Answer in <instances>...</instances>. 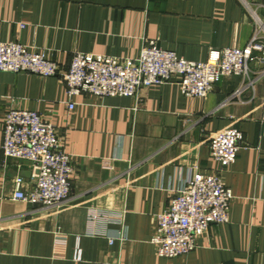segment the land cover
Masks as SVG:
<instances>
[{"label": "crops", "instance_id": "0c3cea01", "mask_svg": "<svg viewBox=\"0 0 264 264\" xmlns=\"http://www.w3.org/2000/svg\"><path fill=\"white\" fill-rule=\"evenodd\" d=\"M245 1L264 18V0ZM253 30L242 0H0V42L45 52L62 71L76 52L137 59L150 40L206 62L247 46ZM250 69L254 89L240 99H232L247 82L239 76L223 78L206 99L184 96L176 80L139 97L69 98L60 76L0 72V264H264V77L261 65ZM11 109L41 114L62 137L74 167L62 205L13 198L18 175L26 191L33 182L28 163L2 152ZM229 126L244 136L222 172L234 195L229 222L211 224L188 255L158 256L156 216L197 173L221 169L209 140Z\"/></svg>", "mask_w": 264, "mask_h": 264}, {"label": "built area", "instance_id": "2783aa9c", "mask_svg": "<svg viewBox=\"0 0 264 264\" xmlns=\"http://www.w3.org/2000/svg\"><path fill=\"white\" fill-rule=\"evenodd\" d=\"M242 1L253 17L254 30L249 43L242 49L219 50L206 62L185 60L175 52L159 48L156 40H150L137 59L76 52L69 69L62 71L45 52L31 51L19 42H0V72L29 73L44 78L60 76L67 86L69 98L82 94L99 98L139 97L143 88L176 80L184 96L206 99L223 78L239 76L247 82L232 99H240L247 88L254 89L252 62L262 66L257 76L264 77V18ZM68 107L72 110L75 103L70 101ZM262 108L264 112V100ZM243 141L242 131L233 126L211 134L210 154L222 167L213 174L197 173L178 191L169 209L156 216L157 234L152 242L158 256L188 255L211 224L229 222L230 202L234 195L225 185L222 172L236 162ZM2 152L6 160L26 162L31 168L33 188L26 191L25 179L18 175L14 180L15 200L57 207L70 198L74 172L72 158L66 152L56 126L41 114L11 109L4 122ZM74 257L82 259L79 247Z\"/></svg>", "mask_w": 264, "mask_h": 264}]
</instances>
